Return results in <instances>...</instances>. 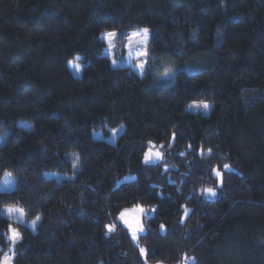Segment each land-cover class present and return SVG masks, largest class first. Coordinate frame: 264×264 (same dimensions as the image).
<instances>
[{
    "label": "trees",
    "instance_id": "1",
    "mask_svg": "<svg viewBox=\"0 0 264 264\" xmlns=\"http://www.w3.org/2000/svg\"><path fill=\"white\" fill-rule=\"evenodd\" d=\"M141 25L152 30L143 79L129 65L111 69L93 40L105 26ZM75 53L81 70L70 63ZM164 58L177 62L175 80L156 79ZM193 100L212 103L203 112ZM0 130V180L6 172L14 179L0 190V207L20 203L27 221L42 214L35 230L16 221L23 239L14 264H177L185 253L196 257L189 264H264V0H0ZM172 132L179 167L161 175L159 163L142 165L147 140L166 147ZM188 143L191 159L183 160ZM70 151L80 168L58 178L73 171ZM217 165L223 186L211 171ZM208 183L216 197H192L191 186ZM186 198L193 211L181 223ZM137 201L158 205L139 237L147 260L122 222L104 235ZM8 225L0 211V255Z\"/></svg>",
    "mask_w": 264,
    "mask_h": 264
},
{
    "label": "clouds",
    "instance_id": "2",
    "mask_svg": "<svg viewBox=\"0 0 264 264\" xmlns=\"http://www.w3.org/2000/svg\"><path fill=\"white\" fill-rule=\"evenodd\" d=\"M193 35L196 33V29H193ZM220 29H217V34H219ZM151 39L152 30L150 25H141L130 30H122L117 27L105 26L102 31L93 34V40L99 41L103 44V53L107 55H102L101 59H106L108 61L109 67L113 70H119V65L121 62H125L129 67L127 71L130 74L137 75V78L143 79L146 67L150 63L151 55ZM70 63L75 64L78 70L82 69L84 63V57L80 53H75L70 59ZM133 66L138 70V74L133 71ZM177 72V62L172 58H164L162 66L159 67L155 72L156 79L160 78H172L175 80ZM192 104H202L204 109H209L211 101L209 100H193ZM172 132L171 136L173 135ZM147 146L141 154V164L145 165L153 160L159 161L157 165L161 171V175L164 174L169 169H175L179 167V162L175 159L170 158L172 150L174 149L173 139L165 143L156 142L154 138L147 140ZM193 147L191 143L184 146L183 150L179 152V156L183 160H189L191 157L187 155V152ZM198 151L204 153L212 152L211 147H207ZM79 163V159L75 161ZM218 166V167H217ZM212 168L211 171L215 173V176L221 175L223 171L221 167L217 165ZM230 167L229 162H224L222 165L223 169H228ZM190 174L189 169L180 172V178L175 184L176 193L180 194L182 192V181L188 177ZM220 185V183H219ZM157 189V196L163 198L165 193L163 187L160 183L155 185ZM218 187L214 186L212 183L199 184L196 186H191L189 192L192 194L193 198H199L202 195H210L216 197L218 194ZM186 198L181 202V208L183 210L182 216H188L190 212L193 211L192 205L188 202ZM158 205L154 202L145 203L143 201H137L131 206H125L118 212V215L114 219H110L107 225L111 226V231H106L104 233L105 237H108L111 233L117 230L118 223L122 222V225L126 227L130 233L131 239L139 243L140 248H145L140 240L135 239L138 234H142L149 227L148 221L151 220L152 215L156 212ZM0 211L5 213V218L9 220L8 233L6 239L8 241L7 250L0 255V264H14V257L17 253L15 251L16 245L20 243L23 239L22 227L16 221L18 219H25L28 216L27 210L20 203L12 202L7 203L0 207ZM42 219V214L37 212L30 219V224L35 230L37 224ZM162 225H166L163 221L158 225L161 229ZM187 230V229H186ZM194 256H187L179 261V264H189V260ZM155 264H165L164 261H157Z\"/></svg>",
    "mask_w": 264,
    "mask_h": 264
},
{
    "label": "rangeland",
    "instance_id": "3",
    "mask_svg": "<svg viewBox=\"0 0 264 264\" xmlns=\"http://www.w3.org/2000/svg\"><path fill=\"white\" fill-rule=\"evenodd\" d=\"M107 55V53H105ZM198 64H200L199 62L196 64H185L184 65V68L187 69V70H192V69H196V67L198 66ZM120 65H127L125 62H121ZM162 66V63L160 64ZM159 66V67H161ZM134 67V66H133ZM177 68H178V65H177ZM158 69V68H157ZM154 70V72H156V70ZM138 71V70H137ZM191 109L193 110H201L203 112H207L208 109H204L202 104H191ZM18 127H21V128H31L32 127V124L26 120H20L17 124ZM122 130V126H119L117 129H114V130H111V135H110V139L114 140L116 135ZM98 136H101V133L97 134ZM6 138V132L4 130H0V144L5 140ZM65 159H67L69 162L72 163L73 165V171L70 173V174H67V173H54L58 178H68V177H73L75 176V174L77 173V171L79 170L80 168V158H79V154L76 152V151H70V152H67L65 153ZM79 159V163H75V161ZM151 163H160L159 161H156V160H153L151 162H148L147 164H151ZM229 170L232 168L229 167L228 168ZM8 173V172H7ZM135 178V175L134 174H129L125 177H123L121 180H119L117 182V184L119 185L120 183L124 182V181H129L131 179H134ZM7 179L9 181V183L5 184L4 183V180ZM14 185V179L12 178V176H8V177H5V175L3 176V178L0 180V190H4V189H10L12 188ZM210 196V195H208ZM2 214L5 215V213L3 211H1ZM17 221H20V222H23V223H26L27 225L31 226L32 225L30 224L29 221H27L26 219H18ZM183 259V258H182ZM181 259V260H182ZM180 260V261H181ZM179 264V262L177 263Z\"/></svg>",
    "mask_w": 264,
    "mask_h": 264
},
{
    "label": "snow or ice",
    "instance_id": "4",
    "mask_svg": "<svg viewBox=\"0 0 264 264\" xmlns=\"http://www.w3.org/2000/svg\"><path fill=\"white\" fill-rule=\"evenodd\" d=\"M175 136H176V133H173V135H172V139L173 140L175 139ZM201 149H203V146H201ZM11 175H12L11 173H7V172L5 173V177L11 176ZM217 178H218V183H220V185L223 186V184H224V173H221V175L217 176ZM4 183L7 184V183H9V181L7 179H5ZM187 218H188V216L182 217L180 219V222L183 223ZM33 227H35V226H33ZM106 228H107L108 231L112 230L110 225H106ZM161 230L166 231L167 230V226L166 225H162L161 226ZM139 237H140V234H138V236L135 239L139 240ZM137 244L139 245V243H137ZM15 251H16V249H15ZM139 252H140V255L143 256L145 258V260H147L148 250L146 248H140L139 247ZM187 256H188L187 253H185V257H187ZM191 261L196 262V257H192Z\"/></svg>",
    "mask_w": 264,
    "mask_h": 264
}]
</instances>
